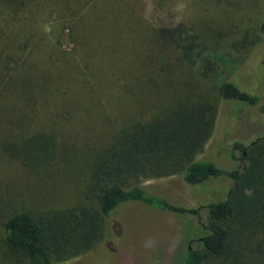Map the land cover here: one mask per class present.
Returning a JSON list of instances; mask_svg holds the SVG:
<instances>
[{
    "label": "trees",
    "instance_id": "16d2710c",
    "mask_svg": "<svg viewBox=\"0 0 264 264\" xmlns=\"http://www.w3.org/2000/svg\"><path fill=\"white\" fill-rule=\"evenodd\" d=\"M92 1L0 0V15L11 13L4 21H24L19 29L6 24L13 53H0V149L26 172H52L63 163L67 175L82 168L88 177L83 195L63 207L47 200L43 203L42 197L41 208L30 207L25 200L16 206L6 194L0 200V264H56L81 255L101 240L106 218L126 201L182 214L199 215L206 209L208 222L199 238L202 247L189 249L182 264H264V136L250 144H231L230 156L242 162L238 168L225 169L207 157L199 158L218 133L221 100L255 106L260 97L233 81L215 82L217 47L182 25L168 2L145 0L151 2L147 13L158 47L156 53L147 54L145 73L149 71V76L138 74L135 84L142 79L143 88L155 92L154 102L142 105L140 100L129 99L125 114L117 109L111 115L106 112L104 135L94 129L97 135L81 146L82 167L64 148H70L73 136L66 132L70 125L66 107L79 103L62 93L64 83L54 68L62 66L58 61L65 31L77 45L86 46L79 21ZM0 30L7 31L5 27ZM240 45L247 48L248 42ZM137 86H130L132 96L138 94ZM40 109L45 112L42 124ZM175 175L190 185H205L225 176L232 186L223 200L187 207L152 194L142 185L149 179ZM14 194L22 195L20 191ZM31 197L29 193L27 198Z\"/></svg>",
    "mask_w": 264,
    "mask_h": 264
},
{
    "label": "rangeland",
    "instance_id": "374dc122",
    "mask_svg": "<svg viewBox=\"0 0 264 264\" xmlns=\"http://www.w3.org/2000/svg\"><path fill=\"white\" fill-rule=\"evenodd\" d=\"M163 1L169 3L182 25L200 33L217 47L219 68L213 76L215 82L233 81L242 90L260 97L255 106L222 99L216 124L218 133L199 157H207L225 169L238 168L242 162L230 156L231 144L235 141L250 144L264 136V33L261 31L264 0ZM135 2L137 0H93L85 10L88 13L79 21L85 31L86 46L77 45L68 31L61 38L62 53L58 63L62 66L54 71L62 77V93L79 103L66 107L69 111L65 114L70 119L66 132L73 136L70 148H64L81 161V167V146L97 135L95 130L102 132L100 136L104 135L108 128L103 124L106 112L111 115L117 109L125 114L129 99L140 100L144 105L156 98L153 90L143 88L142 79L139 85L135 84L138 74L141 78L149 76V71L145 73L147 54L156 53L158 47L154 43L157 42L155 27L147 13L151 2L141 0L140 5H133ZM9 15V11L0 15V27L7 29L0 30V53L13 51L9 43L10 29L14 26L19 29L24 23L17 18L4 21ZM242 41L248 42L247 48L241 47ZM130 86H140L136 88V96L129 93ZM38 119L40 124L45 122V112L41 109ZM61 167L63 163L56 165L52 172H26L0 149V200L9 194L12 205L25 200L34 209L41 208L46 200L57 207L72 205L83 195L88 177L82 168L69 176ZM142 185L150 193L166 197L177 205L202 207L211 200L225 199L232 181L221 176L205 185H190L183 176L175 175L149 179ZM16 191L22 195L16 197ZM29 193H32L30 199L27 198ZM207 222L206 209L199 215L182 214L160 210L142 201H126L106 218L104 235L92 249L56 264H182L189 249L202 247L199 238Z\"/></svg>",
    "mask_w": 264,
    "mask_h": 264
}]
</instances>
